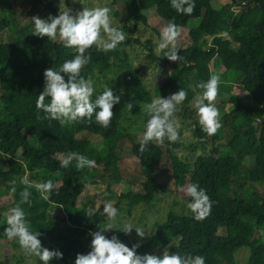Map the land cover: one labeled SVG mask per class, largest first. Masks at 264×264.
I'll return each mask as SVG.
<instances>
[{
	"label": "trees",
	"instance_id": "obj_1",
	"mask_svg": "<svg viewBox=\"0 0 264 264\" xmlns=\"http://www.w3.org/2000/svg\"><path fill=\"white\" fill-rule=\"evenodd\" d=\"M120 1L131 22L147 26L150 18L155 16L163 26L171 20L186 31V42L177 44L181 59L170 61L165 56L162 64L170 61V70L164 73L155 93L162 98L179 89L187 93L174 116L194 120L192 131L198 145L204 147L208 140L211 142L210 153L198 158L201 171L190 172L188 165L175 154L177 142L167 138L163 143L150 141L144 152L139 151L150 118L144 106L154 98L142 80L126 67L128 58L124 49L139 44L138 40L128 37L116 49L107 52L101 49L97 54L88 48L85 55L90 56V61L81 71L84 78L91 79L95 73L125 68L124 96L136 111L134 119L140 122L138 130L121 126L120 104L113 106L114 115L107 128L97 123L94 116L91 121L84 119L61 125L59 121L45 118L47 114L36 108V100L45 84L44 71L50 67L58 70L66 60L75 57L77 50L66 47L59 36L50 40L34 35L35 30L25 24L9 40L0 41V204L10 203L11 207L20 204V193L28 187L30 203L20 206L25 211L30 230L35 232L33 228L43 224L38 236L42 247L63 254L61 259L53 258L49 264H75L77 254L91 251V233L109 222L103 214L104 205L90 208L85 186L90 185L95 190V177L103 179L109 186L126 184L127 192L120 194L114 204L118 212L123 201L129 210L140 204L150 205L156 199L157 191L168 192L167 186L156 179V170L165 158L171 169L174 189L180 191L189 184H198L212 201V208L205 218L196 219L188 207L191 197L186 194V213L170 211L163 222H156L154 233L139 243L136 253L163 255L167 252L182 257L203 256L205 264H236L237 250L245 247L249 251L247 264H264V0H216L217 4H213L215 0H194L196 7L191 15L178 13L172 8L171 0ZM37 3L44 7L42 19L59 14L53 1L35 0L32 6ZM251 10L260 13L252 23L247 18ZM147 13H151L150 17ZM241 22L244 27H234ZM1 24L5 26L7 22L3 19ZM220 27L231 29L221 40L212 37L208 41V32ZM147 44V57L158 61L159 58L152 55L150 43ZM213 60L224 69L227 77H223L225 84L220 83L216 98L222 126L214 135H208L194 106L195 99L203 92L197 87L201 82L195 78V73L199 66ZM229 77L237 94L227 90ZM102 91L95 90L92 99L95 100ZM226 92L228 96H224ZM242 95L249 100L241 101ZM49 102L50 98L46 97L45 103ZM223 126L229 139L221 143ZM119 134L129 140L131 154L140 163V171L136 174L120 170ZM18 152L24 158V164L15 159ZM69 152L94 161V166L77 170L81 174L80 186L68 185L60 174L62 160ZM109 156L112 160H108ZM246 159L253 164L251 169L244 166ZM12 166L22 167L29 181L52 180L55 187L50 199H42L36 188L29 186L34 184L26 185L24 179L16 180ZM69 166H76L75 158ZM8 187L16 189L13 200L1 199L8 194L5 191ZM250 221L261 227L257 237ZM7 227L5 220L0 239L4 250L8 253L10 248L21 249L18 238H8ZM126 246L132 247L131 244ZM0 264L10 263L7 258H0Z\"/></svg>",
	"mask_w": 264,
	"mask_h": 264
},
{
	"label": "clouds",
	"instance_id": "obj_2",
	"mask_svg": "<svg viewBox=\"0 0 264 264\" xmlns=\"http://www.w3.org/2000/svg\"><path fill=\"white\" fill-rule=\"evenodd\" d=\"M171 6L178 13L191 15L195 10L194 0H171ZM111 9L107 6L83 8L76 15H71V9L66 8L60 11L57 16H50L47 20L32 17L34 21V35L46 36L50 40H56L57 36L63 44L69 48H75L77 54L73 59L66 60L58 70L51 67L44 71L45 84L43 90L38 94L36 108L43 110L47 116L45 118L59 121L61 125L72 123L77 120L88 119L95 121L107 128L110 126L114 112L113 106L120 102V96L114 95L113 89L105 86L102 93L92 99L95 91L93 81L81 75L83 67L89 63L90 56L85 52L88 48L97 45L103 51H112L117 45L126 40L124 31L112 26L110 18ZM180 26L173 21H169L161 31V42L158 50H167L164 54L170 61H178L179 49L177 38L180 35ZM105 34L106 38L102 36ZM67 76L65 80V75ZM221 83L218 74H212L207 82L197 84L203 89L201 95L195 99V108L199 117V122L203 130L208 135H214L220 128V112L215 106L214 101L219 92ZM121 94H123L121 92ZM50 98L49 103H45V98ZM187 98V93L183 89L171 94L166 98L157 97L151 103L146 104L145 111L149 115V120L145 126L143 137L140 141L139 151L144 152L150 141L163 143L167 138L170 142H175L179 138L178 129L180 125L173 118L180 105ZM133 105L126 104L128 111ZM98 109V110H97ZM75 158L76 167H92L94 161L89 160L84 155L69 152L62 160V167H68ZM15 182L13 181V184ZM29 185L28 181L23 182ZM35 187L40 193L41 198L49 200L54 189L52 180L43 183L29 185ZM15 192V187L12 188ZM187 196L191 197L189 209L195 214L196 219H203L210 214L212 201L204 189L199 188L198 184H189L184 189ZM31 193L26 187L21 193L20 204L30 203ZM20 204L10 209L7 217V227L5 233L8 238H18L20 246L30 255H35L43 264H49L53 258L61 259L63 254L56 250L43 248L38 236L41 233L32 232L25 219V211ZM103 214L109 221L103 229L91 233V251L87 254H77L75 264H205L203 256H185L179 254L163 255L145 254L138 255L136 248L139 244L131 248L119 241L113 235L107 238L103 233L113 229L112 222L118 216V210L111 202L103 206ZM135 229L136 234L144 237L146 234L142 228L134 227L126 223L122 229L125 234H130Z\"/></svg>",
	"mask_w": 264,
	"mask_h": 264
},
{
	"label": "rangeland",
	"instance_id": "obj_3",
	"mask_svg": "<svg viewBox=\"0 0 264 264\" xmlns=\"http://www.w3.org/2000/svg\"><path fill=\"white\" fill-rule=\"evenodd\" d=\"M35 0H0V41L5 42L9 40L13 35H16L19 28L25 26V24L30 25L34 30V21L32 17H38L40 19L43 18L42 10L44 9L41 3L35 4L33 7L32 4ZM53 1L57 8L58 12L66 10V8L71 9V15H76L83 8H93V7H103L107 6L111 9L110 18L112 20V26L117 27L122 30L126 34V38H133L139 41V44H132L124 49V52L128 58L126 67L130 68L131 72L138 76L145 87L149 89L153 95V98L159 97L155 93V88L160 83L161 79L165 72L170 70L168 61L167 64H162V61L166 58L164 56L165 51L158 50V45L161 42V31L163 29V23L161 20L152 17L150 18V23L147 26H143L141 23L131 22L127 19L126 9L122 1L120 0H48ZM213 4H217L216 0ZM34 8V11H33ZM126 14V15H125ZM147 16L150 17L151 13H147ZM260 15L259 11L251 10L247 18L250 22H254V20ZM5 20L7 25L3 26L1 24V20ZM243 26L244 22L240 24L234 25L235 28ZM241 28V27H240ZM231 28H214L208 32L207 40L209 41L212 37H217L219 40L222 39L223 36ZM186 31L181 30L180 35L177 38V44L183 45V42H186L187 38L184 34ZM102 36L106 38L105 34L102 33ZM150 43L152 47V55L159 60H150L147 55L149 54V46L147 43ZM182 42V44H180ZM235 46V45H234ZM89 49L93 50L96 54L99 50H101L97 45L91 46ZM236 60V58H234ZM0 70L2 68L0 67ZM124 70L118 68H112L108 71L103 72L102 74L95 73L91 80L93 81L95 90H103L105 86L110 87L116 92L117 96H120V102L118 104L122 105L121 114V126L128 129L131 127V131H137L140 126V122L135 120L136 111L132 107L130 111L127 110L126 104L128 102L124 96ZM212 74H218L220 76V80L222 84H225L223 77H227L224 74V69L217 64L215 60L210 62L208 65H201L197 68L195 73V78L200 80V82H207ZM1 78V75H0ZM231 83V78L227 80V90L228 92L238 93V91L233 88L234 85ZM121 92L123 94H121ZM228 92L224 93V96H228ZM243 102H247L249 98L247 96H241L239 98ZM215 106L218 104V100L214 101ZM178 124L180 125L178 132L179 138L177 139V149H175V154L184 161L189 168L190 172H199L202 169V165L200 164L198 158L204 154L210 153L211 151V142L208 140L203 146L197 144V139L193 133V121L190 119H182L180 117H173ZM224 130L220 132V142L224 143L229 139L228 132L226 128L223 126ZM123 134H119L118 144H117V156L119 157V166L120 170L125 173H134L140 171V163L139 161L133 157L131 154V144L128 139L122 137ZM94 144H97L94 141ZM15 159L24 164L25 160L22 157L21 153L18 152L15 156ZM108 160H112V157H108ZM96 164H98L99 160L95 158ZM244 166L246 168L251 169L253 164L248 159L245 160ZM116 169V166L113 167V170ZM12 175L16 180H27L30 184H36L38 182L29 181L27 178L26 172L20 166H12ZM76 170V172H75ZM79 168L76 166H68L61 167L60 174L63 175V182H66L70 186H80L81 185V174L77 171ZM157 182L165 184L167 186L168 192L164 193L162 191H157L156 199L150 205L140 204L135 206L132 209H128L126 207V202L123 201L120 204L121 210L118 212V216L115 221L112 222L113 229L107 230L103 234L111 238L113 235L117 236L120 242L123 244H131L136 245L141 243L144 240L150 238V236L154 233L155 228L154 224L161 223L165 220L167 214L172 211L177 214H185L187 211V203L185 201L186 192L184 189L180 191H176L174 189L173 180L171 178V169L168 161L164 158L160 163L159 167L156 170ZM96 189H92L90 185L85 186L87 189V195L89 201H91L90 208L94 209L99 205H105L108 202H111L114 206L117 197L127 192L128 187L126 184L121 183L118 185L109 186L103 179H96ZM5 191L8 193L6 196L11 200L15 199L14 192L12 188H5ZM13 208L10 206V203H6L4 205L0 204V239H2L1 229L5 224V220L7 221V216L10 212V209ZM6 218V219H5ZM126 223L132 224L134 227L142 228L145 232L144 237H140L136 234L135 229L131 231L130 234H125L122 229ZM253 225V232L257 237L259 231H261V227H257L254 225L253 221H250ZM105 225H101L100 229H103ZM43 229V224L33 228L35 232H41ZM249 257L248 248H240L237 250L235 254L236 264H247ZM0 258H7L10 264H43L42 261H39V258L35 255L28 254L23 248L16 249H8V253L4 250L3 245L0 243Z\"/></svg>",
	"mask_w": 264,
	"mask_h": 264
}]
</instances>
